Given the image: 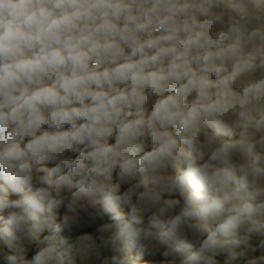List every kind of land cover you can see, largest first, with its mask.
<instances>
[{
	"label": "clouds",
	"instance_id": "obj_1",
	"mask_svg": "<svg viewBox=\"0 0 264 264\" xmlns=\"http://www.w3.org/2000/svg\"><path fill=\"white\" fill-rule=\"evenodd\" d=\"M0 264H264V0H0Z\"/></svg>",
	"mask_w": 264,
	"mask_h": 264
}]
</instances>
